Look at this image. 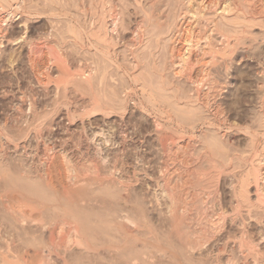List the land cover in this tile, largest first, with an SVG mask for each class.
Returning <instances> with one entry per match:
<instances>
[{"label": "rangeland", "instance_id": "obj_1", "mask_svg": "<svg viewBox=\"0 0 264 264\" xmlns=\"http://www.w3.org/2000/svg\"><path fill=\"white\" fill-rule=\"evenodd\" d=\"M150 1L107 0L108 4L104 5L102 0H83L85 7L82 10L79 0H24L19 12L12 15L13 18L9 16V27L5 26L0 46V247L11 244L15 254L27 246L29 264L39 261L32 250L47 241L52 226L54 236L58 237L59 223L64 231L69 225L76 228L83 225L96 233L87 238L91 244L98 245L96 253L81 247H73L68 254L60 251L67 258V264H133L132 257L136 258L135 264H219L225 263L229 256L241 258L235 243L238 230L242 229L238 222L228 223L230 220L226 219L222 232L214 238H206L209 241L203 239L201 243L204 244L192 250L188 243L196 244L200 231L182 223L178 228L179 235L172 234L169 200L162 191V181L164 171L172 170L173 165L154 131L149 107L144 105L147 111L141 107L142 103L146 104L141 97V85L134 84L128 73L141 74L143 81L147 80L146 98L150 88L157 99V107L169 112L183 125L184 128H179L161 121L169 138L180 141L183 146L196 139L193 155L202 152L203 143L212 144V157L219 169V207L214 210L218 212L216 209L221 208L229 215L231 190L244 170V163L237 157L245 155L246 158L251 153L248 134L258 137V143L264 142V14L263 17L255 14L252 25L245 27L248 36L241 34L244 26L227 25L230 34L241 39L231 60L225 57L215 61V75L224 86L216 102L224 119L221 123L210 119L214 121L213 126L198 125V135L192 136L185 127L191 124L187 113H200L197 115L200 116L201 109L178 106L172 97L173 88L170 91L164 89L169 81H174L180 89L189 91L191 87L175 78L170 68L159 76L161 62L166 59L168 65L164 33L178 15L180 5L178 0H155L153 6H149ZM258 1L252 0L253 3ZM114 15L120 20L118 33L121 38L118 44L112 45L115 53L112 62L95 51L87 39L78 41L67 32L65 21L69 18L89 31L91 18L97 20V28L101 27L104 17ZM220 20L218 17L219 25L223 23ZM204 23L194 22L202 34L206 30ZM137 29L142 38L136 39L132 46L130 35ZM217 34H212L211 44L221 48V37ZM32 41H44L49 47L56 48L60 58L49 57L47 48L43 49L42 55L32 57L28 48ZM133 52L139 63L136 71L133 69ZM223 60L231 65L227 72ZM201 165L200 168H209L205 162ZM175 166L179 167V164ZM173 178L172 181L179 182L178 178ZM36 183L41 185L38 187ZM23 195L27 197V208L40 202L44 229H36L34 225L22 229L7 216L5 207L9 202L15 207L21 204ZM126 195L132 198L125 200ZM131 207L135 208L132 209L134 212ZM123 209L127 214L130 211L128 216L132 223L119 217L126 215L120 213ZM110 219L113 221L109 225ZM122 221L127 225L123 226ZM253 221H247L249 237L264 252V220L261 223L254 221L257 224ZM125 252L128 254L124 255ZM61 257L53 255L50 262L63 264Z\"/></svg>", "mask_w": 264, "mask_h": 264}, {"label": "bare ground", "instance_id": "obj_2", "mask_svg": "<svg viewBox=\"0 0 264 264\" xmlns=\"http://www.w3.org/2000/svg\"><path fill=\"white\" fill-rule=\"evenodd\" d=\"M79 1H80L79 5H81V9L83 10L85 7V5H83V3H82L83 0H79ZM102 1H103L104 5L108 4L107 0H102ZM154 1L155 0H151L149 2V6H153ZM24 3H25L24 0H0V46L3 43L1 40L4 37L3 33L5 31V26L6 27L8 26V23H9L8 21L11 18V17L9 18V16L15 15L17 13V11L22 8V5ZM178 3L180 5L178 15L176 16L175 19L173 18L174 21L170 25H168V27L164 33V35H166V41H167L165 53L167 54V60H168L169 67L167 65L166 59H164V61L161 62L162 68L160 71L161 74L159 73L160 74L159 76L162 77L163 73L168 72V68H170L171 72L175 78L182 80V82L186 83L189 87H191V89L189 91L184 89V88L180 89L179 86L177 87V86H175V84H173L174 81L173 82L169 81L166 84L164 89L169 90V89L173 88L172 97L174 99L175 104H177L178 106H180V105L181 106L184 105L185 107L191 106V110L193 107L195 109H197L196 107H198V109H201L202 114L200 116H197L200 113H198L197 115H195L194 113L192 114L191 113L192 111L190 109H189V111H191L190 112L191 114L187 113V116L189 115L188 118L191 120V124L188 125V127L185 126L187 128V130L186 129L185 130L187 132L189 131V133H191V135L193 136V135H196L198 125H203V126H207V127L213 126L214 121H210V119L211 120L217 119V120H219V122H220V120L223 121V119H224L222 112L219 110V105L217 104L218 102H216V99H218L217 97L219 96L220 92L223 90L224 86H222V84L220 83V81L217 79V77L215 75V70L217 68V67H215V61L218 60L217 58H220L222 60V59H225V57L228 58L229 60H231V58L234 54L235 46H237L238 40L241 39V38L238 39L234 35L232 36V34H230L229 30L226 29L227 25L230 24L233 26V28L236 25L244 26L243 28H241V34L244 35L245 33H247V31L245 30V27H248V25H250L252 23V21L255 20L254 15L256 14L260 17L264 14V0H259L257 3H253L252 0H188V1L186 0V2H185V0H178ZM73 5H75V4H73ZM218 17L221 20H223L222 21L223 23L221 22L222 23L221 25H219L217 22ZM12 18H13V16H12ZM106 18H109V19L106 21ZM193 21L197 22V23L203 22V21L205 22L204 24H205L206 30L203 34L200 33L198 28L197 29L195 28ZM65 22H67V29H68L67 32L70 33L71 36H73V38L77 39L78 41L79 40L82 41V40H84V38L87 39L89 41L90 45L95 49V51L99 52L106 60H108L110 62H112L114 60L115 53H114V49H113L112 45L118 44V41L121 38L120 37L121 34L119 35V33H118V27H119L120 20L116 15L110 16V17H108V16L104 17L102 20L101 27H97V28L95 27V25L98 24L97 20H95L94 18H91L90 23H88L89 27H90L89 31L88 30L86 31L85 26L80 25L78 22L74 21L72 18H69L68 21H65ZM139 25H141V24H139ZM137 28H139L138 25H137ZM250 28H251V26H250ZM246 29H248V28H246ZM214 32H217L219 34V35L218 34L217 35L221 37V44H222L221 48H218L219 46H216L217 47L216 48L215 46H213L211 44V38H212V34ZM243 35H242V37H244ZM59 36H61V35H59ZM130 36H131L130 40L132 42V46H135L136 39L142 38V35L139 34L138 29L135 32L133 31ZM237 36L239 37V35H237ZM246 36H248V35H246ZM38 42L35 43L32 41L29 43L28 48H29V52L32 54V57H35L34 55L40 56V54L43 53L44 48L48 49V52H49L48 55H49V57H53L52 59L59 57V52L55 50L56 48L53 49L52 47H49L48 44L44 43V41L42 43H38ZM242 42H240V43H242ZM140 43H142V40H140ZM58 50H60V49H58ZM132 56H133L132 60H133V66H134L133 69H134V71H136L135 69H137L139 67V63L136 60L134 52H133ZM223 61H224L223 67L225 68V70L227 72V70H229V68H231V65L226 64L225 60H223ZM216 74H218V73H216ZM128 75L132 79L134 84L141 85L140 87H141L142 96L141 95L140 96L143 97V99L145 100V103H146V104L142 103L141 107L143 108L144 111H147V109L145 108L144 105L149 107L150 113H148V115L150 114L153 116V122H154V127H155L154 128L155 130L154 129L153 130L156 132L157 137L160 140L161 147H162L163 151L168 154V156L171 160L170 163H171V165H173L172 170H165L164 171L165 175H164L163 181H162V191L165 193L166 197L169 200L168 218H170V221H171L172 226H173L172 234L175 233V235L176 234L179 235L180 230L178 231V228L180 227V225L182 223L188 224L191 228L194 229V231L195 230L200 231L201 235H199V236L196 235L197 236V239L195 241L196 244H191L192 245L191 246L188 243V245H189L188 247L192 250L196 247H201L202 244H204V242L201 243V241L203 239L208 240L206 238L213 237L216 234H218L219 232H222V230L224 229V226H226V225H224L226 219H227V221L229 219L230 221L228 223L238 222L237 224L242 227L241 230L240 229L238 230L239 235L235 239L236 240L235 243H236L237 248H238L237 252L239 253L241 258L240 259H234V258H231L229 256V258H227L225 263L219 262V264H264V252H262L260 250L259 244L257 242L255 243L254 241H252L250 239V237H249L250 235H249V231H248V226H250V225H249V223L247 224V221L250 219H253L254 221H257L259 223H261L262 220H264V142L260 144V143H258V141L256 139L258 137H255V135H252V134H248V135H250V148L249 149L251 151H249V152H251V153L246 158H245V155L242 158H239L240 156L237 157L241 162L244 163V165H243L244 170H243L242 174L240 173L238 180L236 179L237 182H235L236 184H234V186L232 187V190H231V196H230L231 197L230 199H232V200H230L231 201L230 202L231 203V210L230 211L228 210L230 212V214L226 215V213L224 211H222L221 208L216 209V210H219L218 212L216 211L217 212L216 213L214 208L217 206L219 207V200H218V198H219V190H218L219 172H218V170L219 169L218 170L216 169L215 162H214V159L212 157V153H213L212 150H214L213 149L214 147H212V144H210V142H205V143H203V145H201V151L202 152L198 153L197 155H193V153H195L193 151H195V147H196L195 144L196 143L194 144V142H196V139H191V141H190L191 143H188L187 145L183 146V144H181L180 141L174 140L173 138H169L167 133L163 130V127H162L163 124L161 123V121H164L165 125L176 124L175 126L176 127L178 126L179 128H184V127H182L183 125L181 126V122L178 119L175 120L172 117V115L169 114V112L161 110L157 107V104H158L157 99L155 98V94L152 93L153 91H151L150 88H149V96L146 98V94L148 93V91L146 89L148 86L145 84V82L147 80L143 81V77L141 76V74L139 75V74H136V72H133L132 74L128 73ZM129 77H128V79H129ZM141 77H142V79H141ZM144 80H145V78H144ZM190 92L192 93V95H190ZM176 110H177V107H176ZM180 110H181V108H180ZM184 110L186 111V109H184ZM199 112H200V110H199ZM174 115H176V114H174ZM185 116L183 117V119L185 118ZM217 127L220 128L219 126H217ZM248 127L250 128L251 126H248ZM176 129H178V128H176ZM251 129H252V127H251ZM185 130L183 129V131H185ZM166 131H168V130L166 129ZM248 132H249V130H248ZM200 133L204 134V131L200 130ZM263 134H264V132H263ZM180 135H182V134H180ZM186 135H187V133H186ZM262 138H260V139H262ZM205 141H207V140H205ZM183 142H184V140H183ZM199 144H200V142H199ZM215 145H216V143L214 144V142H213V146H215ZM196 150H197V148H196ZM234 151H236V150H234ZM216 153L218 154V152H216ZM221 153H222V151L220 152V154ZM234 157H236V156H234ZM219 158H221V157H219ZM232 159H233V156L230 157V159H228L229 162ZM240 161H239V163H240ZM202 162H205L208 165L209 168H207V170L202 168V167L200 168V165L202 164ZM177 163L179 164V167L175 166V165H177ZM223 165H225V164H223ZM241 166H242V164H241ZM235 167H236V165H235ZM167 169H169V168H167ZM226 172H228V171H226ZM224 174H225V172H224ZM227 174H225V175H227ZM173 176H174V178H178L179 182H177V181L174 182V180L172 181ZM191 185H193V186H191ZM37 186H38V184H37ZM23 188H26V187H23ZM29 190H30V188H29ZM29 190H27V191H29ZM34 192H36V191H34ZM119 192H120V190H119ZM252 192H253V196H251ZM30 193H31V191H30ZM36 193H39V192H36ZM21 197H22L21 198L22 202L19 205L17 204L18 206H16V207H15V205H13V203L11 204V202L8 201L9 205H7L4 210L6 211V214L9 217V219H11L13 224H16L17 227H20L22 229L26 228L28 225H34V227H36V229L37 228L44 229L45 223L42 224L43 215H42V212L40 211V208H42L40 202L36 201V205L33 208H27V207H25V200H27V197L24 195ZM62 198H63V196H62ZM128 198H129L128 195H126L124 197L125 200H128ZM131 198H129V200ZM131 202H133V201H131ZM64 206H65V204H64ZM132 207H131V210L133 209ZM123 208H125V207H123ZM138 211H139V209H138ZM129 212H128V214H129ZM165 212H166V210H165ZM73 213H74V211H73ZM120 213H126V215H124V214L119 215L120 218L124 219L123 221L126 220L127 222H129V224L132 223L131 219L129 218V216L127 214L126 209L121 210ZM166 214H167V212H166ZM132 215H130V216H132ZM137 215L139 216V214H137ZM8 217H7V219H8ZM112 221L113 220L110 219L108 224L111 223ZM65 223H64V225H65ZM125 224H126V222H125ZM255 224H257V223H255ZM118 225L119 226L117 228L120 231V227H122L121 223ZM122 225L126 226L127 224L124 225V222H123ZM28 227H30V226H28ZM57 227H58L57 229H58V233H59L58 237L54 236V229L55 228L52 226V228L49 229L47 241L42 243L41 246L38 245L39 248H36L33 246L34 248L32 250L33 251L32 254L34 255V257L36 256L37 259L39 260L36 262V264H53L50 262V259L53 255H55L56 257L62 256L61 259L63 261V264H67V258L64 257L63 254L66 252L68 254V250H72L73 247H81V248H83V250L86 249V251L88 250V251H91L93 253L97 252L98 245H96L94 243L91 244L92 242L90 243L89 242L90 240L87 239L88 237L92 238L94 235H96V233L93 230H91L90 228L84 227L83 225H77V228L75 226L73 227V225H69V227H67L68 229L65 228V230L66 229L67 230L64 231V229L60 223L58 224ZM103 227H104V225H103ZM112 230H113V228H112ZM126 230L129 231L128 229H126ZM173 230H174V232H173ZM198 231H196V232H198ZM58 233H56V234H58ZM190 234H191V232H190ZM184 236H186V235H184ZM184 236H183V240H184ZM232 238H233V236H232ZM193 239L195 240V238H192V240ZM187 241H188V239H187ZM111 242H109V243H111ZM106 243H107V241H106ZM109 243L106 244L108 248L111 247ZM27 244H28V242H27ZM11 246L12 245L10 244L9 246L6 245V247H4V248H2V246L0 247V264H17V262L18 263L20 262L21 264H29V261L27 260V257L29 255V251L27 250V246L23 245L24 247L19 249L18 251H15L16 252L15 254H14V251L12 252L13 246L12 247ZM35 246H36V244H35ZM185 246H187V243L185 244ZM60 251L63 254L60 253ZM132 251H134V250H132ZM125 254H128V253L125 252L124 255ZM138 259H141V258L139 257ZM139 261H141V260H139ZM131 262H133V264L137 263L136 258L132 257ZM147 262H149V261L147 260ZM31 264H33V262Z\"/></svg>", "mask_w": 264, "mask_h": 264}]
</instances>
